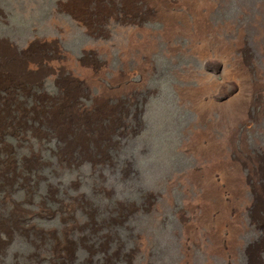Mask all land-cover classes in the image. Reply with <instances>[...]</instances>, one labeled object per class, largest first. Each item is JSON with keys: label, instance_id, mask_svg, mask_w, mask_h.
I'll return each mask as SVG.
<instances>
[{"label": "rangeland", "instance_id": "1", "mask_svg": "<svg viewBox=\"0 0 264 264\" xmlns=\"http://www.w3.org/2000/svg\"><path fill=\"white\" fill-rule=\"evenodd\" d=\"M0 264H264V0H0Z\"/></svg>", "mask_w": 264, "mask_h": 264}]
</instances>
